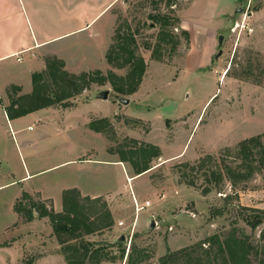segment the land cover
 Listing matches in <instances>:
<instances>
[{"label":"rangeland","instance_id":"1","mask_svg":"<svg viewBox=\"0 0 264 264\" xmlns=\"http://www.w3.org/2000/svg\"><path fill=\"white\" fill-rule=\"evenodd\" d=\"M107 2L14 0L26 31L45 41L0 61V227L12 201L13 212L18 202L58 212L62 191L74 188L112 215L109 227L82 239L112 254L103 264H126L129 250L135 264H159L168 252L206 247L211 235L232 229L251 242L256 264L264 220L251 228L246 218L264 211V163L256 152L243 166L237 152L241 140L264 134V0H117L95 17ZM159 14L178 19L164 27L176 44L157 45L162 27L152 16ZM120 27L134 32L143 59L130 93L111 84L134 85L129 68L106 58ZM60 70L85 80L78 93L57 98ZM34 72L50 105L11 116L9 102L32 93ZM104 89L108 97L97 98ZM134 200L149 205L136 213ZM15 213L0 231V248L12 246L8 263L66 264L48 218H33L26 230Z\"/></svg>","mask_w":264,"mask_h":264},{"label":"trees","instance_id":"2","mask_svg":"<svg viewBox=\"0 0 264 264\" xmlns=\"http://www.w3.org/2000/svg\"><path fill=\"white\" fill-rule=\"evenodd\" d=\"M168 1L170 2L171 0ZM152 17L154 21L158 22L162 27L159 31L160 35L157 45L160 46L162 43L169 42L176 44V40L164 31V27L171 24V20L176 21L178 19L172 18L166 14L154 15ZM182 33L185 35L186 39L189 38L187 30L182 29ZM136 48L137 43L134 32L128 27L126 29L121 27L117 28L114 42L111 44L106 58L108 62L116 66H127L130 71L127 74L126 80L130 79L131 82H134V85L132 84V86L129 87L124 80L119 84L111 82L116 92H133L137 86L136 83L140 81L143 72V59L136 53ZM155 51L154 48L152 52ZM58 64L59 67H62L63 61H58ZM60 74L61 76H58L59 80L57 81L62 91L60 94L56 93L58 99H62L73 93H78L84 86H82V82L79 80L81 78H67L65 77L66 72L64 70H60ZM83 76L87 75L83 74ZM31 78L33 83L32 93L17 100L12 99L11 102H9L8 108L12 111L11 116L23 115L50 105L51 98L47 95L46 87L38 84L41 81L42 73L34 72ZM133 78L136 80H133ZM22 98L25 99L26 102L28 100V106L25 107L23 105L24 101L21 100ZM262 137H264V134L245 138L239 142L237 154L241 158L243 166H247L249 161H254L256 152L259 153V155L261 154L259 158L260 163H264V144L261 143ZM255 148H257V151H254ZM153 149L155 152L157 151V148L153 147ZM198 166L199 167L196 169L200 170L202 165L199 163ZM149 168L148 165L142 167L136 166L134 168L135 174H140ZM228 170L230 171V168H228ZM211 174L214 176L215 172L212 171ZM218 178H220V175ZM190 181V183L193 184L192 180ZM205 191H207V189H205ZM83 199L88 200L90 205H86L82 201ZM61 200L62 209L58 212L47 209L44 204L35 202L28 207L26 204L18 202L14 204L13 208L25 221H30L35 217L48 218L53 234L56 236L59 244L62 245L66 264H99L102 260L111 259L112 254L108 252L103 245L92 248L91 246L93 244L82 240L87 234L109 227L112 224L111 213L105 208L101 210V208L96 205V198L91 199L87 196L83 197L79 195L78 190L74 188L64 189L61 194ZM254 211H257V213L252 218H246V223L251 228H255L264 220V216H262L264 211ZM206 242V247H203L205 243L203 242L181 248L177 251L168 252L160 257L159 264H252L250 257L254 251V247L246 236H238L234 229L228 231L222 238L218 234H213ZM107 245L108 244H105V246ZM122 254L124 257L125 253L123 249ZM256 254H258L257 251ZM125 259L127 262L126 264L136 263L130 250L125 254ZM256 264H264V253L260 257H257Z\"/></svg>","mask_w":264,"mask_h":264},{"label":"crops","instance_id":"3","mask_svg":"<svg viewBox=\"0 0 264 264\" xmlns=\"http://www.w3.org/2000/svg\"><path fill=\"white\" fill-rule=\"evenodd\" d=\"M115 1L117 0H108V2L100 8L98 13L95 15V17L99 16L102 12L106 11ZM241 0H234V6H237V4L240 3ZM244 1H242L243 3ZM245 3V2H244ZM14 11V0H0V61L8 58L13 57L14 55H19L20 53H26L28 50L32 49L34 46H37L44 42L45 40L37 41L26 31V24H25V18L22 14L13 13ZM229 13V12H227ZM227 13L217 14L220 17H224ZM94 17V18H95ZM184 22V21H183ZM16 24H19V27L21 26L22 33H19L18 30H16ZM182 24V27H186ZM35 56H38V54L34 55L27 64V68L32 67L35 65V61L33 60ZM21 57H19L20 59ZM4 184H0V188L3 187ZM15 198V197H14ZM14 200V199H13ZM12 204L11 212L7 218V221L3 223L0 227V231L5 230L11 223H14L16 218L18 217L15 212L12 210ZM60 206V207H59ZM58 206V209H61V202ZM35 219L25 222V225L28 227L34 222ZM12 250V246H8L5 248H0V264H11L8 263L10 261L8 257V251ZM105 261H101L100 264H103ZM122 264V263H118Z\"/></svg>","mask_w":264,"mask_h":264},{"label":"water","instance_id":"4","mask_svg":"<svg viewBox=\"0 0 264 264\" xmlns=\"http://www.w3.org/2000/svg\"><path fill=\"white\" fill-rule=\"evenodd\" d=\"M221 38H222V36L221 35H219V37H218V42L219 43H221ZM218 54H220V50L218 51V53H217V55ZM108 94H109V90L108 89H104V90H102V91H100L98 94H97V98H100V99H106L107 97H108ZM120 102H122V103H124V104H126L127 102H128V99L127 98H119L118 99ZM150 226H154V222H153V220H151V222H150ZM123 240V236L122 235H120L119 237H118V239H117V242H120V241H122Z\"/></svg>","mask_w":264,"mask_h":264},{"label":"built area","instance_id":"5","mask_svg":"<svg viewBox=\"0 0 264 264\" xmlns=\"http://www.w3.org/2000/svg\"><path fill=\"white\" fill-rule=\"evenodd\" d=\"M134 205H135V211H136V213H137L140 209H142L143 207L149 205V202H146V203L144 204V206H140V207H139V206L137 205V202L134 200Z\"/></svg>","mask_w":264,"mask_h":264}]
</instances>
